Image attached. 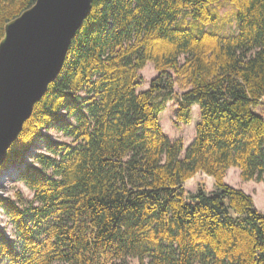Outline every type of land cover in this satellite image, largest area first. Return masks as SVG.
Here are the masks:
<instances>
[{
    "label": "trees",
    "instance_id": "trees-1",
    "mask_svg": "<svg viewBox=\"0 0 264 264\" xmlns=\"http://www.w3.org/2000/svg\"><path fill=\"white\" fill-rule=\"evenodd\" d=\"M36 1L0 0V41ZM173 95L178 122L200 108L184 157L160 119ZM263 99L264 0H93L9 150L33 196L0 195L14 229L0 228V264H264V212L225 183L232 167L264 182ZM200 172L216 190L188 195Z\"/></svg>",
    "mask_w": 264,
    "mask_h": 264
},
{
    "label": "water",
    "instance_id": "water-1",
    "mask_svg": "<svg viewBox=\"0 0 264 264\" xmlns=\"http://www.w3.org/2000/svg\"><path fill=\"white\" fill-rule=\"evenodd\" d=\"M93 0H37L0 41V172L35 104L63 69Z\"/></svg>",
    "mask_w": 264,
    "mask_h": 264
},
{
    "label": "rangeland",
    "instance_id": "rangeland-1",
    "mask_svg": "<svg viewBox=\"0 0 264 264\" xmlns=\"http://www.w3.org/2000/svg\"><path fill=\"white\" fill-rule=\"evenodd\" d=\"M190 18L188 17L184 23H189ZM210 31L220 30L222 33H234L237 30L236 23L234 19L221 27L216 25H209ZM220 28V29H219ZM141 73L144 76V84L139 88V90H148L150 88L151 80L157 75V71L152 62H149L144 69L141 70ZM177 94L183 92L182 86L178 83L175 87ZM176 95V94H175ZM175 95H173L167 103L166 109L161 113L160 119L161 124L167 135L173 140L183 139L185 148L182 152V157H184L187 148L193 142L196 136V126L200 121V108L198 105L193 106L192 121L189 124H185L177 121V109L178 103L176 101ZM258 111H262L263 107L259 106ZM48 134L55 139L61 141H71V139L63 133L53 129L49 130ZM44 143H38V146H43ZM44 149V148H43ZM33 152L39 151L36 147L32 148ZM28 161H32V158L27 156ZM18 169L15 167L4 168L0 172V195L1 196H11L15 197V193L20 190L27 197L31 198L33 192L22 182L16 180ZM240 169L237 167H232L225 177V183L228 185L241 189L251 195L254 198L255 205L259 210L264 212V182H258L256 180L244 181L240 176ZM204 183L208 190H216L215 179L203 172L198 173L193 178L189 179L186 184V192L188 195L197 191L198 184ZM0 228L5 229V233L8 236H13L14 229L9 222V216L3 211L0 206ZM129 264H139L137 258H129ZM2 264H7V261Z\"/></svg>",
    "mask_w": 264,
    "mask_h": 264
},
{
    "label": "built area",
    "instance_id": "built-area-1",
    "mask_svg": "<svg viewBox=\"0 0 264 264\" xmlns=\"http://www.w3.org/2000/svg\"><path fill=\"white\" fill-rule=\"evenodd\" d=\"M41 150H45V149H41ZM40 151V150H39Z\"/></svg>",
    "mask_w": 264,
    "mask_h": 264
},
{
    "label": "crops",
    "instance_id": "crops-1",
    "mask_svg": "<svg viewBox=\"0 0 264 264\" xmlns=\"http://www.w3.org/2000/svg\"><path fill=\"white\" fill-rule=\"evenodd\" d=\"M263 101H264V99H263ZM230 170V169H229Z\"/></svg>",
    "mask_w": 264,
    "mask_h": 264
}]
</instances>
